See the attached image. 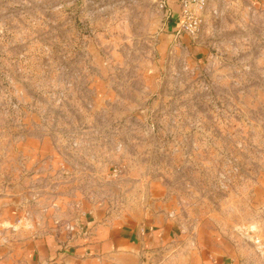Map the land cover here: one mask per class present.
I'll list each match as a JSON object with an SVG mask.
<instances>
[{
    "label": "rangeland",
    "instance_id": "1",
    "mask_svg": "<svg viewBox=\"0 0 264 264\" xmlns=\"http://www.w3.org/2000/svg\"><path fill=\"white\" fill-rule=\"evenodd\" d=\"M179 8L0 0V192H34L0 244L166 202L144 264H264V0H209L194 35Z\"/></svg>",
    "mask_w": 264,
    "mask_h": 264
},
{
    "label": "crops",
    "instance_id": "2",
    "mask_svg": "<svg viewBox=\"0 0 264 264\" xmlns=\"http://www.w3.org/2000/svg\"><path fill=\"white\" fill-rule=\"evenodd\" d=\"M31 195L34 192H0V224L12 222L22 198ZM39 195L46 200L50 193ZM65 197L57 195L61 209L66 208ZM164 204L138 206V217L106 212L97 203L88 204L83 216L55 219L48 213L40 232H20L0 244V264H144L149 244L161 242L175 227ZM66 221L76 226L75 231L63 229Z\"/></svg>",
    "mask_w": 264,
    "mask_h": 264
},
{
    "label": "built area",
    "instance_id": "3",
    "mask_svg": "<svg viewBox=\"0 0 264 264\" xmlns=\"http://www.w3.org/2000/svg\"><path fill=\"white\" fill-rule=\"evenodd\" d=\"M208 1L209 0H178L180 5L178 32L183 31L194 35L199 31L204 20V10ZM38 223L36 219L32 220L25 217L22 221V225L25 224V226L31 230L35 229L39 225ZM20 225L21 224L16 223L12 227L17 228ZM65 227L71 232L75 230L74 224H65ZM4 241H6V237L0 234V243H4Z\"/></svg>",
    "mask_w": 264,
    "mask_h": 264
}]
</instances>
